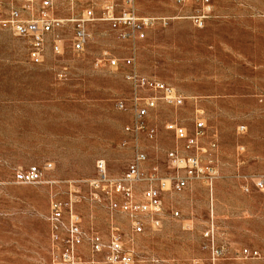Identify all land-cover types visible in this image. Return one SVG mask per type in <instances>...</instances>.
Returning <instances> with one entry per match:
<instances>
[{"label": "rangeland", "instance_id": "rangeland-1", "mask_svg": "<svg viewBox=\"0 0 264 264\" xmlns=\"http://www.w3.org/2000/svg\"><path fill=\"white\" fill-rule=\"evenodd\" d=\"M112 1L117 13L125 8L124 0ZM106 2L53 0L45 10L64 22V44L55 52L56 35H48L44 61L35 64L28 40L1 23L13 10L22 11L23 1L0 0V264H65L50 208L53 200H69L75 187L79 200L72 208L81 217L85 243L79 252L97 264L108 263L103 253L92 252V237L107 244L114 231L133 264H206L212 245L204 233L211 226L220 250L216 264H264V186L257 185L264 180V0H134L137 15L155 19L144 39L123 37L96 20L87 24L85 48L73 50L69 20L88 8L99 16ZM42 4L35 0L36 16ZM201 13L207 18L198 27L194 16ZM128 56L141 75L186 97L183 106L151 110L138 134L126 130L134 118L127 68L107 60ZM197 114L205 121L202 144L217 145L204 157L217 168L211 186L195 179L163 191L160 226L153 215L130 216L92 198L88 180L96 175L97 160H105L117 179L136 148L147 155L145 174H183L167 158L171 150L186 153L183 142L165 125L176 121L192 133ZM46 162L55 166L43 181L16 180V172ZM145 187L143 181L134 185L137 201ZM134 220L143 224L142 232ZM67 221L66 215L64 226Z\"/></svg>", "mask_w": 264, "mask_h": 264}, {"label": "built area", "instance_id": "built-area-1", "mask_svg": "<svg viewBox=\"0 0 264 264\" xmlns=\"http://www.w3.org/2000/svg\"><path fill=\"white\" fill-rule=\"evenodd\" d=\"M23 10H13L7 19L1 20L5 26H9L14 33L29 42V58L35 64H41L45 58V49L48 35L55 34L52 46L55 52L62 50L64 41L59 31L64 27V22L58 18L47 15L34 14L35 0H22ZM70 3H77L81 0H67ZM209 0H203L206 4ZM43 9L51 8L53 0H42ZM125 8L117 13L112 0H107L104 9L99 16L93 8H88L81 18L70 19L74 25L73 50L82 51L88 41L89 30L87 24L99 20L108 22L112 28L122 31L123 37L134 40H142L147 36V30L153 26L155 19L148 16H139L135 10L134 0H124ZM24 11H29V15H23ZM33 13V15H32ZM41 13V11H40ZM207 18L206 14L194 16V23L202 27ZM127 29V31L125 30ZM111 67L117 68L121 64L127 68L126 78L133 88L131 98V108L134 112L132 125L126 130L133 134H138L145 129V118L148 113L158 108L160 105L179 107L185 104L186 97L178 90L163 80L154 79L141 75L135 64L133 56H128L122 60L115 57L107 58ZM121 108L124 104L121 103ZM165 128L174 133L177 141L183 142L186 153L178 150H171L167 154L170 164L175 168L184 170L183 174H176L174 177H160L158 171L153 169L147 174L142 168V164L147 160V155L136 148L134 159L128 165L123 175L117 179L110 176L106 161L99 159L96 162V175L88 180L92 190V198L98 201H109L114 209H119L130 216L140 214L153 215L155 226H160L162 214V194L167 190H179L187 181L202 179L208 186L212 185L217 175V168L213 160L204 161L206 155L217 148L216 143L211 142L209 149L202 144L205 134V121L200 114H197L194 131L190 133L188 129L176 121L168 122ZM245 127L240 126L239 131L244 132ZM154 130L151 131V134ZM53 162H46L43 166L32 165L25 170L16 172L15 178L20 183H37L44 179L46 172L54 169ZM140 181L146 184L143 190L141 201L136 200L134 185ZM157 182L158 185H154ZM257 185L262 188L264 180H260ZM79 190L74 188L69 200H53L50 208V221L54 230V238L61 245V263L65 264H97L95 259L84 258L79 249L84 245V231L81 217L72 204L79 200ZM68 213V214H66ZM68 216L67 224L64 226V218ZM136 232L143 231V224L140 220H134ZM65 229L62 232V229ZM205 238L212 245V257L206 264H216L219 256V249L215 248L214 237L215 228L211 226L205 233ZM91 249L93 253H103L108 264H133L134 256L126 250L122 237L114 231L109 242L106 244L99 235H94L91 239Z\"/></svg>", "mask_w": 264, "mask_h": 264}, {"label": "bare ground", "instance_id": "bare-ground-1", "mask_svg": "<svg viewBox=\"0 0 264 264\" xmlns=\"http://www.w3.org/2000/svg\"><path fill=\"white\" fill-rule=\"evenodd\" d=\"M40 11H41V10H40ZM48 13H49V12H48L47 10H45V9H44L43 11H41V14H42V15H47ZM134 190H135V188H134ZM142 193H143V192H142ZM135 195L137 196V195H138V192L135 191ZM84 244H85V243H84ZM82 246H83V245H82Z\"/></svg>", "mask_w": 264, "mask_h": 264}]
</instances>
